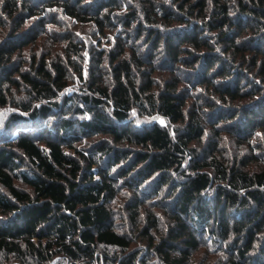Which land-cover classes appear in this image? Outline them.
<instances>
[{
	"label": "trees",
	"instance_id": "obj_1",
	"mask_svg": "<svg viewBox=\"0 0 264 264\" xmlns=\"http://www.w3.org/2000/svg\"><path fill=\"white\" fill-rule=\"evenodd\" d=\"M29 1L0 0V27L4 12L24 16L16 31L38 10L56 9L103 32L121 24L125 38L107 60L96 52L98 67L77 98L59 97L67 60L43 55L8 70L35 39L23 32L1 42L0 105L18 109L0 143V255L24 264H148L111 215L125 189L131 226L162 264H188L205 238L225 254L218 264H264V0ZM162 70L169 76L153 75ZM186 85L205 96L187 105ZM13 88L25 99H12ZM152 116L178 125L170 131ZM207 121L212 133L197 150ZM223 132L236 143L230 162ZM258 133L263 141L247 151ZM96 134L110 139L75 145ZM153 209L167 216L158 237Z\"/></svg>",
	"mask_w": 264,
	"mask_h": 264
},
{
	"label": "rangeland",
	"instance_id": "obj_2",
	"mask_svg": "<svg viewBox=\"0 0 264 264\" xmlns=\"http://www.w3.org/2000/svg\"><path fill=\"white\" fill-rule=\"evenodd\" d=\"M125 1L130 3L132 2V4L134 2V0ZM29 2H32V4L34 5L36 4L35 0H30ZM36 8L39 9L40 6L37 5ZM46 11L47 13L38 10V15L26 19L25 24L21 26V30L16 31H14V26L17 19L24 16L12 19L8 17L5 12L1 14L3 16L1 19L3 20L4 25L0 27V44L2 41L5 42L6 39H10L11 37L14 38L23 32L27 33V36L30 37L26 39L27 41L33 38L35 39L32 43L27 44L22 49V51H20V53L12 55L10 60H8L9 63L6 64V67L8 70L12 71L17 67L24 68L26 67L29 60H32L34 58L37 60L43 55L49 61H51L55 57H59V59H61L62 61L67 60L69 65L67 72V85L60 91L59 97L62 98L65 95H73L75 96V98H77L78 93L83 92L86 88L85 82L88 80L90 71L92 69H97L98 67L96 66L97 61L96 59H94V55L98 51L100 53L99 57L104 60H107L104 58V54L107 53L110 49L117 48L119 39L125 38L123 26L119 24L116 25L115 28L111 27L103 32L99 29V27H97L93 23L78 21L76 18L66 15L61 10L49 9ZM25 14L26 13H24V15ZM130 32L131 29L128 33ZM69 43H76L78 48H81V56H78L77 53L74 52L76 48H72V46L68 45ZM70 61L71 63H69ZM77 66L81 67L80 73L74 68ZM153 75L160 79H164V77L169 76L163 70L154 73ZM105 77L108 78L109 75H105ZM180 77H184L183 72H181ZM183 87H186L183 95L189 97L187 105H190L194 97H204V94H206V90L203 87H198L193 90L188 85ZM12 93L14 95L12 99H25L26 97V95L21 91V89L13 88ZM12 103H14V101H10L5 105H0V143L4 142L5 124H8L12 121L10 115L15 109H18L15 108V105H13ZM234 103L236 104V102H233L232 105H234ZM217 104L222 105L221 101H218ZM223 105L228 106L230 104ZM134 113L136 112L134 111ZM135 119L138 120L136 116ZM150 119L151 121L158 122L162 126L169 127L170 131H174V129L178 125L172 124L160 117L152 116L150 117ZM206 123H208L206 133L204 132V135L200 140L192 143L197 150H201V147L209 138L208 136L212 133L210 132V127L212 126L211 122L207 121ZM9 136L10 134H8V138ZM257 136L258 137L251 138L250 143L252 146H247V151H252V148L254 150L256 142L263 141L262 133H259V135L257 134ZM106 137L108 136H102L99 134L81 136L80 141L75 142V145L78 148L84 149L89 147L90 143L96 140L99 141ZM220 137H223L226 140L230 141L227 143L220 144L221 154L223 155L226 161L230 162L236 151L234 148V146L236 145L235 140L231 138L228 132L221 133ZM129 193V190L124 189L118 194V196L113 201L109 203V208L111 210L113 221L116 223L115 226L119 231H124L130 236L132 242L129 249L130 251L137 250L140 255V260L142 259V257H145L148 264H162V262L156 258L153 251H148L150 250V248L147 237L142 235L139 232V228H135L134 224L131 226V223L128 219V211L125 207L126 198L130 195ZM161 199L162 198L160 196L158 200ZM152 212H155V214H157L159 225L157 228L150 230V232L152 236L158 237L165 231L167 216L163 214L162 211L159 209H153ZM141 222L145 224L146 219L143 217ZM113 252H115V249ZM224 255L225 254L220 251L218 247L214 245L211 240H209V238H205L200 248L193 253L188 264H218L219 262L224 260ZM0 264L24 263H20L14 258H5L4 254H2L0 255Z\"/></svg>",
	"mask_w": 264,
	"mask_h": 264
},
{
	"label": "snow or ice",
	"instance_id": "obj_3",
	"mask_svg": "<svg viewBox=\"0 0 264 264\" xmlns=\"http://www.w3.org/2000/svg\"><path fill=\"white\" fill-rule=\"evenodd\" d=\"M258 135H259V133H258Z\"/></svg>",
	"mask_w": 264,
	"mask_h": 264
}]
</instances>
